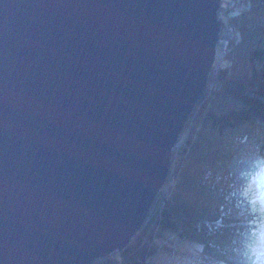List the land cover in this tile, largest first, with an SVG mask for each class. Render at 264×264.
Here are the masks:
<instances>
[{
    "label": "water",
    "instance_id": "obj_1",
    "mask_svg": "<svg viewBox=\"0 0 264 264\" xmlns=\"http://www.w3.org/2000/svg\"><path fill=\"white\" fill-rule=\"evenodd\" d=\"M220 2L0 0V264H92L139 231Z\"/></svg>",
    "mask_w": 264,
    "mask_h": 264
},
{
    "label": "trees",
    "instance_id": "obj_2",
    "mask_svg": "<svg viewBox=\"0 0 264 264\" xmlns=\"http://www.w3.org/2000/svg\"><path fill=\"white\" fill-rule=\"evenodd\" d=\"M229 11L225 60L185 123L192 137L173 181L129 242L92 264H155L164 230L202 245L196 264H261L264 233L238 194L264 165V0H237Z\"/></svg>",
    "mask_w": 264,
    "mask_h": 264
},
{
    "label": "rangeland",
    "instance_id": "obj_3",
    "mask_svg": "<svg viewBox=\"0 0 264 264\" xmlns=\"http://www.w3.org/2000/svg\"><path fill=\"white\" fill-rule=\"evenodd\" d=\"M236 1L237 0L233 2L232 6ZM229 13L230 11L226 13V16H228ZM219 21L221 27V20ZM219 34L223 33L219 32ZM223 39L224 38H221L220 45L218 47H221V42ZM216 52V59H222V61H224L226 47L222 49L219 48L218 50L216 48ZM191 137L192 134L189 133V127L186 128L179 136L177 145L174 147V149H172L173 154L171 157L169 175L171 170H173L172 167H174L175 164V157L179 154V152H181L182 147L187 145V140L188 138L191 139ZM208 174L209 173L205 171L200 175L203 178H206ZM171 178L173 179L172 176H169L167 185L160 194H157L154 202L161 194L166 191V189L168 190L170 185L169 182L172 180ZM238 196V201L241 203V205L246 204L248 210L251 213L253 218L252 225L257 226L264 233V200L261 199V197L264 196V165L261 166L260 170L256 172L255 175L250 177L249 180L242 184ZM154 239L158 245L161 246L150 258L155 264H196V260L202 257V245L200 243L178 237L171 231L164 230L163 234L155 236Z\"/></svg>",
    "mask_w": 264,
    "mask_h": 264
},
{
    "label": "built area",
    "instance_id": "obj_4",
    "mask_svg": "<svg viewBox=\"0 0 264 264\" xmlns=\"http://www.w3.org/2000/svg\"><path fill=\"white\" fill-rule=\"evenodd\" d=\"M234 1L235 0H225V1L222 2V0H221V2H220L221 9H219V15H220L221 23H222L221 24V28H223L222 31H223V34H224V36H223L224 39L221 42V47H220L221 49L225 47L226 37L231 35V33H230V27H229V24H228V16H226L227 15L226 13L228 11V8L232 6V4H233ZM222 62H223L222 59L221 60L220 59L217 60L216 59V55H215V59H214V61L212 63V66H211V70H210V74L209 75H211V74L212 75H215L217 73V71L219 69V66L221 65ZM177 143H178V139H177L176 143L174 144V146L172 147V149H174V147L177 145ZM168 179H169V174H168V176L166 178L165 183L160 188L158 194H160L162 192V190L164 189V187L167 185Z\"/></svg>",
    "mask_w": 264,
    "mask_h": 264
},
{
    "label": "bare ground",
    "instance_id": "obj_5",
    "mask_svg": "<svg viewBox=\"0 0 264 264\" xmlns=\"http://www.w3.org/2000/svg\"><path fill=\"white\" fill-rule=\"evenodd\" d=\"M224 1V0H223ZM228 8V7H227ZM230 8V7H229ZM228 8V9H229ZM219 9H221V7L219 6ZM219 9H218V11H217V18H218V20H220V15H219ZM221 30H222V28L220 27V31L219 32H221ZM215 59V58H214ZM183 132V131H182ZM182 134V133H181Z\"/></svg>",
    "mask_w": 264,
    "mask_h": 264
},
{
    "label": "clouds",
    "instance_id": "obj_6",
    "mask_svg": "<svg viewBox=\"0 0 264 264\" xmlns=\"http://www.w3.org/2000/svg\"><path fill=\"white\" fill-rule=\"evenodd\" d=\"M261 257H262L261 264H264V252L261 253Z\"/></svg>",
    "mask_w": 264,
    "mask_h": 264
},
{
    "label": "snow or ice",
    "instance_id": "obj_7",
    "mask_svg": "<svg viewBox=\"0 0 264 264\" xmlns=\"http://www.w3.org/2000/svg\"><path fill=\"white\" fill-rule=\"evenodd\" d=\"M261 199L264 200V196H262Z\"/></svg>",
    "mask_w": 264,
    "mask_h": 264
}]
</instances>
